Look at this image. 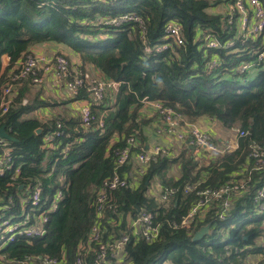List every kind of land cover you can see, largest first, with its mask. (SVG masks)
<instances>
[{"label":"trees","instance_id":"trees-1","mask_svg":"<svg viewBox=\"0 0 264 264\" xmlns=\"http://www.w3.org/2000/svg\"><path fill=\"white\" fill-rule=\"evenodd\" d=\"M209 6L210 0H0V101L25 54L44 44H59L75 52L79 60L73 66L82 72L93 67L97 77L119 82L106 91L102 102H90L95 119L82 124L78 113L46 120L28 115L51 103L40 90L35 91L38 84L30 78L16 81L9 107L0 115V126L16 139L1 138L5 144L0 143V153L9 149L15 162L0 175V198L21 193L27 184L41 185V196L49 202L57 191L61 198L49 214L44 235L31 243L23 239L10 243L5 248L7 258L64 254L59 264H76L78 258L92 264L97 245L127 231V214L135 217L142 208L162 221L160 236L153 241L131 236L122 260L109 256V264H240L251 254H264V209L257 213L252 204L253 195L264 184V167L252 170L248 158L252 143L264 148V70L251 80L246 75L237 78L232 67L254 55L225 54L221 49L204 52L198 47L199 30L211 31L221 41L234 35L235 26L223 28V16L209 12ZM125 12L140 16L143 27L134 22L105 23ZM170 20L180 24L183 44L162 53L145 51L146 46L164 40ZM215 52L225 63L207 74L204 66ZM81 99L90 100L85 89L65 101ZM148 101L173 107L189 122L209 116L222 128L238 127L246 135L238 137L234 150L222 154H195L191 147L180 146L175 156L150 158L139 174L134 170V156L148 141L144 130L159 120L157 113L142 112ZM58 130L61 136L47 144L46 134ZM131 136L136 140L130 148L131 159L117 166L118 152ZM114 173L133 184L106 189L107 202L99 217L97 193ZM247 178L250 189L232 196L223 220L213 207L201 208L189 230L169 224L179 223L187 214L198 199V189ZM20 183L25 184L22 189H18ZM188 183L195 188L185 191ZM169 189L173 193L161 200L160 194ZM207 223L209 233L193 241V234ZM93 225L99 228V243L90 240ZM0 264H6L5 260Z\"/></svg>","mask_w":264,"mask_h":264},{"label":"built area","instance_id":"built-area-1","mask_svg":"<svg viewBox=\"0 0 264 264\" xmlns=\"http://www.w3.org/2000/svg\"><path fill=\"white\" fill-rule=\"evenodd\" d=\"M208 11L213 14H221L223 16L222 27L230 29L233 26L234 35L229 39L221 41L217 35L208 30H199L197 34L198 47L204 52L210 49H221L225 54H242L245 56L254 55L251 59H243L234 67L233 73L237 78L242 79V75L249 77L258 70H264V5L261 0H210ZM137 23L143 27L140 16L125 12L111 18H107L105 23L120 26L126 23ZM164 40L155 46H146L145 51L161 53L167 50H173L174 47L181 46L184 38L180 24L175 21H168L164 27ZM7 59V58H6ZM222 57L215 52L204 66V70L209 74L224 61ZM228 66H224L227 70ZM47 72H53L54 78L64 84L72 97H77L81 91L85 89L88 92L89 99L79 100L78 115L82 124H88L95 119L90 106V102L100 103L103 101L106 91L111 87H116L119 82L106 80L91 74L88 70L82 72L73 66V62L66 56L54 53H38L30 52L25 54L20 61V69L14 72L1 96L0 115L3 114L12 98V88L19 79L30 78L34 84H39L43 80V76ZM247 80V79H246ZM243 79V82L246 81ZM22 102H26L23 99ZM151 107V115L158 114L159 120L156 121L157 128L154 129L156 134L165 135L169 140L170 147L161 144H152L146 147L144 145L134 156V170L139 174L144 173L146 165L150 158L157 156H175L176 150L180 146H189L195 154L201 151H208L214 154H222L230 152L237 147V139L246 135V132L233 127L230 129L231 138L223 144H217L212 136L201 128L196 122H189L181 113L173 107L163 104L161 101H148ZM99 126H103V121L99 120ZM102 129V128H101ZM62 131L58 130L55 134H46L45 142L52 144L56 138H59ZM0 137V143L2 142ZM128 145L119 150L117 155V166L127 163L130 158V148L136 146L134 137L127 138ZM68 146L63 148L66 153ZM248 158L252 160V170H260L264 167V148L256 143L250 145ZM15 162V156L9 149L0 153V175L3 176L12 168ZM133 171V170H132ZM132 171L128 172L130 176ZM19 172L15 167L11 175L15 180ZM132 185V181L122 179L117 173L109 179H105L101 188L97 193L95 202L96 213L99 217L103 215L104 203L107 202L106 189H115ZM25 184L20 183L18 189H22ZM195 186L186 184L185 191L194 189ZM250 189L249 178L231 181L217 188H204L196 191L198 195L197 201L190 208L179 223L171 221L172 227H182L187 230L191 228V221L201 208L208 210L217 207V217L223 220L228 214L231 206L232 196L235 193H242ZM174 189L160 194L161 200H166ZM42 186L39 184L31 187L27 184L25 190L21 193H9L5 198H0V263L5 260L6 264H59L64 259V254L60 257L49 255H25L23 259H9L5 248L11 243L19 239H23L31 243L33 239L46 232V224L49 214L53 212L61 198V191H57L51 201L48 198H42ZM255 212L260 213L264 209V184L260 186L252 200ZM111 207V206H110ZM115 210L114 207H111ZM117 213V212H116ZM211 227V224H210ZM127 231L123 232L118 238L112 242H101L94 249L95 258L92 264H109V256L120 262L125 256V247L131 236L142 238L146 241L156 240L160 236L162 221L156 219L155 213L142 208L135 217H131L130 223L127 225ZM210 231V228H209ZM99 228L93 225L90 232V240L99 243ZM121 259V260H120ZM264 254L260 253L259 258L249 257L240 264H264ZM76 264H83V260L78 258Z\"/></svg>","mask_w":264,"mask_h":264},{"label":"crops","instance_id":"crops-1","mask_svg":"<svg viewBox=\"0 0 264 264\" xmlns=\"http://www.w3.org/2000/svg\"><path fill=\"white\" fill-rule=\"evenodd\" d=\"M60 47V48H59ZM57 50L64 51V46L62 45H53V44H46L41 45L36 48L35 52L38 53H46V54H54L57 52ZM4 60H7L4 58ZM74 62H76L75 59H73ZM86 70H88L91 74L96 75L97 71L93 67H86ZM255 74H250L249 80L254 78ZM40 90L42 96H45L49 101L50 105L46 107H40L33 111L30 115H34L42 120H46L48 117L52 115H61L64 117H71L76 116L78 113V105L80 101H65L68 98H70V94L63 83L58 82L53 75V72H47L43 76V80L40 84L36 86L35 91ZM72 97V96H71ZM27 102V98L25 99ZM143 113L147 112L148 115H151V107L148 102L145 103V108L142 111ZM156 122V121H155ZM153 122L151 125L144 130V133L147 136V142L144 144L146 147L151 146L152 144H161L170 147L168 138L165 137V135L156 134L154 132V129L157 127L156 123ZM201 128L204 130H209L210 135L212 136L213 140L217 144H224L225 141L229 140L231 138L230 132H228V135L226 136L218 134L219 131H229L228 129L222 128L215 120H213L209 116H201L195 121ZM164 264V263H163Z\"/></svg>","mask_w":264,"mask_h":264},{"label":"water","instance_id":"water-1","mask_svg":"<svg viewBox=\"0 0 264 264\" xmlns=\"http://www.w3.org/2000/svg\"><path fill=\"white\" fill-rule=\"evenodd\" d=\"M40 129H37V132H39ZM0 137H4V138H7L11 141H15L16 139L11 135L9 134L6 130H5V127L4 125L0 126ZM126 219H127V225L130 223L131 221V214L128 213L127 216H126ZM209 228H210V223H207L205 225H202L194 234H193V237H192V240L193 241H197V240H200L202 239L205 235H207L209 233Z\"/></svg>","mask_w":264,"mask_h":264},{"label":"rangeland","instance_id":"rangeland-1","mask_svg":"<svg viewBox=\"0 0 264 264\" xmlns=\"http://www.w3.org/2000/svg\"><path fill=\"white\" fill-rule=\"evenodd\" d=\"M100 18V17H99ZM111 18V17H110ZM44 45H46V44H44ZM60 48V47H59ZM64 51L63 52H67L68 54H66V56L72 61V62H74L73 61V59H75V60H79V58H78V56H77V54L75 53V52H71L67 47H65L64 46ZM28 115H30V114H28ZM205 131H207V130H205ZM228 132H230V130L229 131H227V132H225L224 130L223 131H219V132H217L218 134H221V135H228ZM207 133L209 134L210 133V131L208 130L207 131ZM230 134H231V132H230ZM259 256H260V254H258V253H254V254H251L250 255V257H252V258H259ZM164 264H171L170 262H165Z\"/></svg>","mask_w":264,"mask_h":264},{"label":"bare ground","instance_id":"bare-ground-1","mask_svg":"<svg viewBox=\"0 0 264 264\" xmlns=\"http://www.w3.org/2000/svg\"><path fill=\"white\" fill-rule=\"evenodd\" d=\"M156 128H157V127H156ZM156 128H155V129H156Z\"/></svg>","mask_w":264,"mask_h":264},{"label":"clouds","instance_id":"clouds-1","mask_svg":"<svg viewBox=\"0 0 264 264\" xmlns=\"http://www.w3.org/2000/svg\"><path fill=\"white\" fill-rule=\"evenodd\" d=\"M162 53V52H161Z\"/></svg>","mask_w":264,"mask_h":264}]
</instances>
